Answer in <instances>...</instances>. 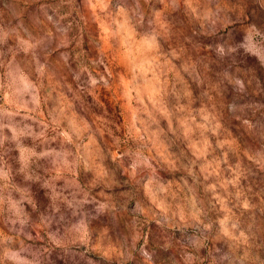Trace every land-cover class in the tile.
Returning a JSON list of instances; mask_svg holds the SVG:
<instances>
[{"label": "clouds", "instance_id": "9594fccd", "mask_svg": "<svg viewBox=\"0 0 264 264\" xmlns=\"http://www.w3.org/2000/svg\"><path fill=\"white\" fill-rule=\"evenodd\" d=\"M0 264H264V0H0Z\"/></svg>", "mask_w": 264, "mask_h": 264}]
</instances>
